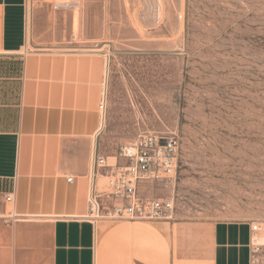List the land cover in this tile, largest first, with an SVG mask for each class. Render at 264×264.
<instances>
[{"label": "rangeland", "instance_id": "obj_1", "mask_svg": "<svg viewBox=\"0 0 264 264\" xmlns=\"http://www.w3.org/2000/svg\"><path fill=\"white\" fill-rule=\"evenodd\" d=\"M54 1L44 4L57 39L100 49L107 63L101 128L109 114L115 130L102 135L106 164L118 162L112 137L125 126L179 142L173 177L139 190L172 200V219L136 222L168 235L192 223L264 230V0H74L62 9ZM106 183L99 176L98 188ZM112 254L110 238L100 264H113Z\"/></svg>", "mask_w": 264, "mask_h": 264}, {"label": "crops", "instance_id": "obj_2", "mask_svg": "<svg viewBox=\"0 0 264 264\" xmlns=\"http://www.w3.org/2000/svg\"><path fill=\"white\" fill-rule=\"evenodd\" d=\"M44 3L0 0V264H100L110 238L113 264H248L247 222L178 224L168 235L82 219L102 135L115 130L109 114L101 128L106 63L100 49L59 41ZM136 136L129 125L112 141Z\"/></svg>", "mask_w": 264, "mask_h": 264}, {"label": "built area", "instance_id": "obj_3", "mask_svg": "<svg viewBox=\"0 0 264 264\" xmlns=\"http://www.w3.org/2000/svg\"><path fill=\"white\" fill-rule=\"evenodd\" d=\"M67 6V0H55L53 3L55 9ZM99 109H104L102 103ZM178 149L179 142L175 136L141 133L131 144L119 149L118 157L125 161L123 165L109 167L104 158H94L95 172L100 171L107 183L103 189L95 185L89 188L87 212L82 219L92 224L103 219L119 222L171 220L174 211L172 200L145 197L139 194V190L144 182H162L173 177ZM67 181L71 182V179ZM6 200L10 201L11 197ZM262 237L264 230L261 225L250 223L248 264H264V243L259 242Z\"/></svg>", "mask_w": 264, "mask_h": 264}, {"label": "bare ground", "instance_id": "obj_4", "mask_svg": "<svg viewBox=\"0 0 264 264\" xmlns=\"http://www.w3.org/2000/svg\"><path fill=\"white\" fill-rule=\"evenodd\" d=\"M78 2H80V1H78ZM68 5H72V6H75V2H74V0H68ZM107 64V63H106ZM106 76H107V67H106ZM106 88V87H105ZM104 93H106V89H105V91H104ZM105 97L106 96H104V98H103V101H102V104H103V108L104 109H102L101 110V112H102V115H103V112H104V110H105ZM104 125V120H103V118H102V124H101V127ZM259 242H262V243H264V237H262L260 240H259Z\"/></svg>", "mask_w": 264, "mask_h": 264}]
</instances>
